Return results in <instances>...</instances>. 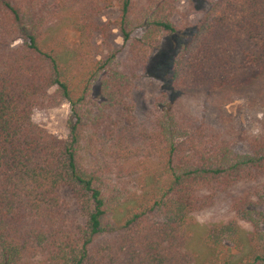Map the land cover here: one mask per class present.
Segmentation results:
<instances>
[{"label":"trees","instance_id":"16d2710c","mask_svg":"<svg viewBox=\"0 0 264 264\" xmlns=\"http://www.w3.org/2000/svg\"><path fill=\"white\" fill-rule=\"evenodd\" d=\"M112 30L125 55L97 60ZM161 47L141 127L129 96ZM235 101L254 135L223 113ZM62 103L58 139L32 116ZM0 264H264V0H0Z\"/></svg>","mask_w":264,"mask_h":264},{"label":"rangeland","instance_id":"374dc122","mask_svg":"<svg viewBox=\"0 0 264 264\" xmlns=\"http://www.w3.org/2000/svg\"><path fill=\"white\" fill-rule=\"evenodd\" d=\"M117 17L118 14L115 11H108L101 18V22L114 21ZM92 46L97 60L105 57L111 50L115 49L120 50L117 56V60H120L125 55L127 49V46L123 45L120 35L116 30L111 31L108 43L105 45L101 42L99 35H95L92 40ZM150 59V63L141 77L135 82L129 96V100L133 105L136 123L141 127H146L151 124L153 120L154 101L156 97L166 91L167 76L170 72V59L165 54L164 47L156 51ZM242 107L243 104L241 101H235L225 107L223 113L240 130H245L249 134L254 135L257 132V114L248 115L242 110ZM196 115H199L207 124L216 125L219 113L214 110H198ZM70 119L71 115L66 103H62L61 106L46 112L34 113L32 116L35 124L42 126L58 139H65L67 137ZM235 152L245 154L247 147L243 144H238L235 147ZM61 197L68 203L69 216L77 222L82 223L83 220L77 212L76 205L71 201L69 193L64 190L61 193ZM223 211V208L218 206L201 213L197 218V234L204 235L206 231L205 226L219 217Z\"/></svg>","mask_w":264,"mask_h":264}]
</instances>
